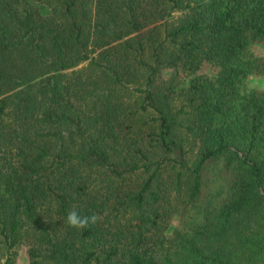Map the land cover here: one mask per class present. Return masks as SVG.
<instances>
[{
  "label": "trees",
  "instance_id": "trees-1",
  "mask_svg": "<svg viewBox=\"0 0 264 264\" xmlns=\"http://www.w3.org/2000/svg\"><path fill=\"white\" fill-rule=\"evenodd\" d=\"M258 41L264 0H0V264H264Z\"/></svg>",
  "mask_w": 264,
  "mask_h": 264
},
{
  "label": "rangeland",
  "instance_id": "rangeland-1",
  "mask_svg": "<svg viewBox=\"0 0 264 264\" xmlns=\"http://www.w3.org/2000/svg\"><path fill=\"white\" fill-rule=\"evenodd\" d=\"M252 48L256 54H264V41L254 42ZM218 67L212 62H203L198 72L215 73ZM188 77V76H187ZM247 83L251 87H260L264 85V76L251 75L247 79ZM178 223L177 218L172 220V226H176Z\"/></svg>",
  "mask_w": 264,
  "mask_h": 264
},
{
  "label": "clouds",
  "instance_id": "clouds-1",
  "mask_svg": "<svg viewBox=\"0 0 264 264\" xmlns=\"http://www.w3.org/2000/svg\"><path fill=\"white\" fill-rule=\"evenodd\" d=\"M99 219L100 217L96 214L81 216L75 209H72L67 213L66 222L70 227L81 230L96 224Z\"/></svg>",
  "mask_w": 264,
  "mask_h": 264
}]
</instances>
